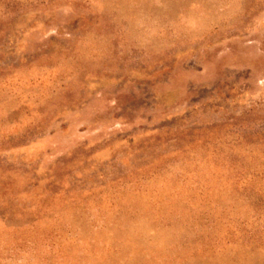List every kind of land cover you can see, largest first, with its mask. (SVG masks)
I'll list each match as a JSON object with an SVG mask.
<instances>
[{
  "label": "rangeland",
  "instance_id": "374dc122",
  "mask_svg": "<svg viewBox=\"0 0 264 264\" xmlns=\"http://www.w3.org/2000/svg\"><path fill=\"white\" fill-rule=\"evenodd\" d=\"M0 264H264V0H0Z\"/></svg>",
  "mask_w": 264,
  "mask_h": 264
}]
</instances>
